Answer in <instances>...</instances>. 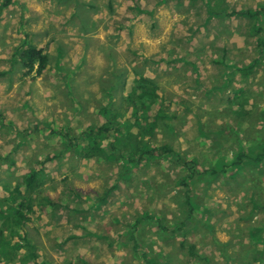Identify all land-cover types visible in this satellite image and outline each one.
<instances>
[{"label": "rangeland", "instance_id": "1", "mask_svg": "<svg viewBox=\"0 0 264 264\" xmlns=\"http://www.w3.org/2000/svg\"><path fill=\"white\" fill-rule=\"evenodd\" d=\"M3 2L0 206L1 192L23 187L46 157L53 159L38 191L58 206H36L24 227L30 246L15 234L0 264H264V156L251 158L264 150V13L257 21L227 15L264 11V0ZM24 39L48 49L40 75L24 77L18 64ZM139 77L157 85L173 129L160 122L143 141L169 144L180 161L153 155L130 169L100 150L103 137L86 141L87 128L106 121L102 109L121 113ZM128 111L115 122L130 121ZM61 129L83 134L85 150L67 149L50 132ZM238 152L248 158L236 171ZM188 199V228L161 232L177 227ZM14 227L0 225V234L8 238ZM182 241L208 262L191 257Z\"/></svg>", "mask_w": 264, "mask_h": 264}, {"label": "trees", "instance_id": "2", "mask_svg": "<svg viewBox=\"0 0 264 264\" xmlns=\"http://www.w3.org/2000/svg\"><path fill=\"white\" fill-rule=\"evenodd\" d=\"M12 0H4L1 4L3 8L7 7ZM211 14L215 16H219L217 11L210 9ZM264 13L262 9L255 10L254 12H250L249 10H238V11H230L227 13L228 16H248L251 19L255 18L258 20L259 14ZM28 36L25 35V39ZM24 39V43L20 44L17 48V52L14 54L18 58V64L24 71V77L30 76L33 72L36 75H40L41 72L46 68L49 63V52L47 47H37L32 45L31 43H26ZM264 43V39H263ZM157 85L153 80H148L144 77H139L137 79H133V84L129 91V96L125 99V106L120 107L117 110H121V113L126 116L128 113V109H130V117L129 119H124L123 123L115 122V115L121 114L120 112H115L116 110H112L110 108L102 109L103 114L106 116V121L100 124L99 126H91L87 128L85 133L86 141L87 139H92L96 136L104 138V145H100V150H105L108 154L117 153V157L121 160H124L122 163L127 165L130 169L134 168L136 165H140L142 161L149 159V157L156 155L162 157H168L169 155L172 157H176V160H181L173 150V148L167 144H159L152 146V144H148L143 141L144 135H153L155 129L158 124L161 122L162 127L167 129L168 131H172L173 129L166 122L167 119V111L165 107L160 106L161 102L159 101V95L156 93ZM157 103H159L157 105ZM154 105V106H153ZM167 105V104H166ZM152 109L154 107V114L149 112L148 109ZM151 111V110H150ZM146 112L148 113L146 116ZM123 116V117H124ZM53 134H58L63 142L65 143L67 149L81 152L84 151L85 148H82L81 142L82 135L80 134L78 137L71 138L69 131L64 130H50ZM89 136H88V135ZM264 150L259 155L251 156L254 162H257L259 158L264 156ZM248 158V155L242 153H237L234 156L235 161L231 163V166L234 170L238 171L240 166L245 162ZM53 157H46L44 161L39 164V168H36L29 172L28 177L24 179L23 187L15 186L12 190L2 191L1 195L3 197V207L0 206V225L4 227V229L9 230V225L16 226L12 229V234L8 238H3L4 235H1L0 239V256L5 257L4 247L11 243V239L16 234V237L19 238L24 245L30 246L28 242V238L26 236L25 225L32 221L33 213H35V207L40 205H47L51 208H57L58 202L54 200H50V198L41 196L39 194L38 189L41 187L39 182V174L42 172V169L46 162L51 161ZM251 159V160H252ZM243 161V162H242ZM225 167H218V171H224ZM232 176V174H231ZM234 176V175H233ZM188 180V177H185L181 181L183 186H186L185 183ZM116 189V185L111 186L108 190H105L104 193L95 200L96 203L99 201H103L110 192ZM188 213L185 214L184 218L180 219L177 227L173 229V231L166 230V228L161 229L165 232H170L171 234H179L188 228L189 222H191V213L194 210V207L191 203H189V199L187 202ZM126 238L127 240L132 241L135 250H138L140 247V241L137 240L133 234V231L126 230ZM184 239V235L180 236ZM180 246L183 249H187L188 253L191 257H198L199 260L208 262L205 256L200 255L194 245H185L182 241ZM69 264H78L76 262H71Z\"/></svg>", "mask_w": 264, "mask_h": 264}]
</instances>
